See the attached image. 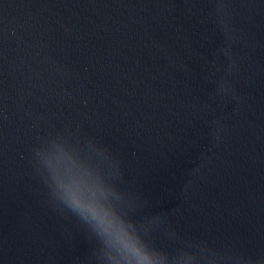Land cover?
Segmentation results:
<instances>
[{
	"label": "water",
	"instance_id": "1",
	"mask_svg": "<svg viewBox=\"0 0 264 264\" xmlns=\"http://www.w3.org/2000/svg\"><path fill=\"white\" fill-rule=\"evenodd\" d=\"M34 164L152 264H264V0H0V264H130Z\"/></svg>",
	"mask_w": 264,
	"mask_h": 264
},
{
	"label": "clouds",
	"instance_id": "2",
	"mask_svg": "<svg viewBox=\"0 0 264 264\" xmlns=\"http://www.w3.org/2000/svg\"><path fill=\"white\" fill-rule=\"evenodd\" d=\"M34 170L42 185L50 190L52 199L93 226L107 241L132 258L130 264H152L143 249L132 239L124 222L102 202L107 194L102 187L84 188L79 183L60 177H53L54 186L48 185L34 164Z\"/></svg>",
	"mask_w": 264,
	"mask_h": 264
}]
</instances>
